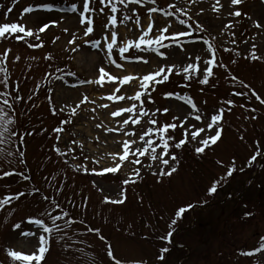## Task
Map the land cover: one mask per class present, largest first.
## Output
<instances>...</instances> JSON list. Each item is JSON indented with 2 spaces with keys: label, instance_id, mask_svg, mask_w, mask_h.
Masks as SVG:
<instances>
[{
  "label": "rangeland",
  "instance_id": "obj_1",
  "mask_svg": "<svg viewBox=\"0 0 264 264\" xmlns=\"http://www.w3.org/2000/svg\"><path fill=\"white\" fill-rule=\"evenodd\" d=\"M12 1L14 0H0V5H3L6 10L5 6L10 4ZM160 1L164 2L166 5H169L170 3H176L178 7L185 6L187 8H191L192 11L189 14H193L198 8H205L206 11L200 17H198V19L204 23L207 29L203 35H208V37L209 33L215 35V41L219 47L236 49L241 53L239 57L245 55L246 51L250 50V46L254 42L257 44V54L264 55V31L255 27L253 24V21H259L261 25H264V0H244V3L239 6L242 12L247 13L248 16L251 17V20L243 16L241 18H236L235 27L231 29V31L235 32V37H231L229 31H225L224 34L221 35V29L225 23H227L229 20H232L233 18L226 15V8L221 9L220 18H217L218 14L211 11V4L215 3V0H203V2H200L196 5H185V0ZM66 2L69 5H67ZM74 2L81 3L82 0H15L16 6L11 11L12 14L7 16V20H5V10L3 7L0 13V23L12 22L17 21L20 18L22 9L30 4L33 7L42 3L54 4L55 8L52 11L37 9L31 14H24L23 19L20 20V23L26 24L28 27L35 28V25L38 21H60L58 25H50L49 28L45 30V32L40 34V38L41 40L46 39L51 35L59 37L55 43H51L49 53L52 54L53 60L58 64V68L63 65L67 67L68 71H76L75 74L78 75L64 76L62 74H57L51 85L53 91L51 92V103L49 104V108L46 106H40L37 108V106H35L34 111H32L30 117H28L25 121L24 130H35L32 135L25 136L26 143L24 145V150L27 166L31 172L33 183L38 188L40 187L42 193L39 195L32 193L33 187H36L32 181L22 180L19 184L10 182L9 179L0 181V198L9 192L15 193L17 191H24L27 194L26 198L22 197L18 202H12L11 204L7 205L5 210H0V261L2 264H11L6 256L5 250L7 248H13L15 250H22L25 252H30L33 250V244L35 243L36 238L23 237L20 235L19 229L13 230L11 226L13 223L20 222L22 229L34 230V226L30 225L25 220V218L28 216L38 217L39 213L45 208H47L53 214L59 212V209H56L54 205H51L50 200L45 201L42 199L44 195H48L50 198L52 195H57L59 199L58 203L61 204V206L64 205L74 208V213L70 214L72 217H80L89 222L91 227L101 229L103 235L111 240L115 255L118 258H146L148 260V264H154L158 261L151 257L154 251L153 247L156 246L158 240H160L159 237L162 235L158 237L157 225L153 235L149 239H146L145 236L148 235V233L145 228L154 224V218L156 217L155 215H157L159 218L164 216V214L161 212L162 208L165 207L168 210L172 206L175 210L177 205H180L181 202L183 204L188 203V200H190V203H197V201L208 202L210 200L214 201L215 199L222 197L223 194L224 196L227 194L234 195L233 191L229 189V187H234V185H237L238 189L242 191L239 194H235L234 200L238 202L243 196V188H246L252 179H256L255 183L262 179L261 181L263 183V173L260 171L259 175H257L259 170L258 166H261L263 163V156H259L257 161L253 163L254 166L252 165L253 169L251 174L254 173V176L252 178L251 175H248L249 172H247L250 171V167L245 166V164L247 159L251 157L252 153L254 152L253 150H249V148H252L249 147V144H251L249 143V138L262 140L261 142H263L264 146V106L256 107L259 109L257 113L249 112L247 116L250 117L251 115H256L257 119H248V121H250L252 124H246L242 122L241 125L243 128H241V130L238 129V133L235 132L231 135L227 134L223 140V143L220 144L219 147H216L215 153L207 149L209 155L203 159H199L187 149L180 151V153L178 152V156H181L182 158V164L184 161L186 162V169H188L189 172L185 171L184 169L178 170L170 177L171 180H167L166 177H163V182L161 184L166 186L165 192H162L161 189L151 183L153 179L146 180L140 186L136 194H141V201L144 202L146 207L152 206L150 210H146L144 207L145 211L140 209L139 212V209H136L135 216L128 215L127 218L116 222L117 224L110 222L112 218H114L115 221L118 219V211L116 207L110 206L109 203H102L103 197L108 195L113 199L116 198V193L122 187L121 182L128 178L127 173L133 166L126 164L116 174L84 173L82 171H75L72 167L74 164H86L89 169L95 167L99 170L104 166L110 165L111 163L110 159L105 157V153L116 151L119 148V145L114 142L117 138V134L105 133L102 129L95 127V125L101 121H104L109 127L116 126L115 124L109 122V109H100L97 107V105L100 103H110L111 107H116L115 103L101 98L107 94L110 85L106 84L105 87L100 88L96 85L82 83V81L92 79L94 77L97 71L96 66L99 65L102 58H104V51L100 49H94L91 48L90 45L83 44V39L101 38V32L103 31L102 26L105 21V16L103 14L95 15L90 13V15L94 16L95 31L89 37H84L81 39L83 28L78 23V14L72 13L68 10L69 6ZM222 3L227 5V0H222ZM19 4L20 6H17ZM92 6L97 8L100 7L98 0ZM130 7H137L142 22H147V13L143 7L133 5H130ZM60 8L63 11H59ZM118 15L120 18H122L121 14ZM129 15H132V13H129ZM62 16L64 17L63 20H61ZM153 16L155 17V24L161 27L171 20L173 23L169 29L170 32L175 31L178 28L186 27L179 24V19H186V17L180 13H177L176 16L165 17L163 12L158 11L157 13H154ZM129 27H131V22L129 23ZM65 28L68 29V32L64 31ZM118 31L121 37L127 34L128 38H133L137 34L138 29L133 28L132 31H129L123 25H118ZM72 33L76 34V43L82 46L83 51L78 50L73 52L66 50L71 47L68 44V41L71 39ZM254 35L256 36L255 41L250 39ZM27 39L33 44L37 43L38 41L36 40L35 36ZM231 39H235L237 43L232 44ZM245 40H247L248 43H244L243 41ZM183 42L189 51L198 52L202 47H206L202 45V41L200 40L189 41L185 39ZM38 51H40V49H38L36 52L38 53ZM86 53L94 54L96 59L94 60L93 65L90 64L87 59H85ZM139 54L147 56L150 60L151 67H155V60L157 59L155 54ZM116 55L118 56V53ZM26 59L29 58L23 55L20 58V61H24ZM184 59L185 54L182 51H177L175 55L170 56V60L180 61ZM227 59L230 61L228 57ZM119 62L125 63L128 71L141 72L149 68V65H144L142 61ZM104 65L107 66L112 72L121 71L116 69L115 66L107 65L106 58L104 59ZM9 68L13 78H17L20 69L17 62L10 63ZM235 70L237 74L242 76L248 75L252 69H249L247 64L241 62V64L236 65ZM257 72L261 76L252 80L249 79L248 81L252 85V88H254L261 95V97H264V69L258 70ZM218 73L219 83L216 86L217 92H215L216 87L213 88L211 86L212 82L209 86L204 88V92L199 91L201 88L200 85L192 92L195 102L200 107L201 111L205 113V115L210 116L213 112V109H216L221 104V102L226 99L229 89L232 86L226 79H224V71L219 70ZM57 77H62L63 80L58 81ZM18 82L24 84L25 89L22 92L28 91L30 89L31 82L29 77L23 80L20 79ZM215 82L216 81L214 80L213 83ZM163 86H158V91L153 93V96L156 99V106H171V112L167 114V118L171 119L172 115H182L183 107H186V105H184L183 101L175 99V97L164 98L161 95V93L164 91V88L162 89ZM0 87L2 88V86ZM167 90H170V86H168ZM84 95L89 96L90 99L96 100V105L85 103L82 104L80 108H77V115L72 118L71 123H68L66 126H64L65 130L59 133L61 138L57 142V134L52 130L57 126H60V122L56 123L55 119L61 115H67V117H69L70 108L75 107V102H78V99H82ZM205 100L207 101V104L203 103ZM65 105H68L69 107L66 108L64 112H60L59 109ZM53 107L57 109L55 115L52 113ZM94 107L96 108L95 113L91 111V109ZM148 107L151 108L153 105L149 104ZM237 114H239V112H237ZM93 116L97 118L92 119ZM164 116L165 115H161L160 119L165 120L166 118ZM192 119L194 120V117ZM239 121L240 119L238 118L233 119L231 114L227 120L233 129L236 128V124ZM18 123H21L19 117ZM196 123L199 124L201 122ZM255 123L259 129L258 134L253 131L255 127L253 129L251 128V125H254ZM43 129H46V131H42ZM243 129L244 131L249 129L250 133L248 135L244 134ZM241 134L244 136L243 141L239 138ZM96 136L100 137L99 141L94 139ZM72 140L83 141V154L81 155L80 149L76 147L75 155L78 157L77 159H71L73 153H69L67 157H61L59 155L57 157V154L51 147H53L55 144L62 151H65L67 145ZM105 140H107L106 144L104 143ZM4 147L9 151L14 153L16 152V143L12 144L11 146L5 145ZM232 155H235L236 157L238 168L244 167V171L236 172L239 175L234 178L235 184H233V186L224 184L222 187H220L219 191H217L216 194L211 197L206 192L211 179L213 177H218L225 171L224 168L219 167L214 163V159L216 156H219L227 162V160ZM85 156H88L89 160L85 161ZM93 157L97 159L103 157V159L100 160L99 164H95L92 159ZM65 159H68L69 163L65 164ZM10 160L12 163H10L8 160H0V168L3 170H10L11 167L15 165L16 157L13 156L10 158ZM145 163H147V161H145ZM21 167H23V170H26L24 165ZM135 167L140 166L136 165ZM180 167H182V165H180ZM103 175H109L110 177L106 178L103 177ZM141 175L150 176L151 173L146 169L141 168ZM45 177H48L49 179L46 180ZM52 177H55V179H51ZM133 179H135V177H133ZM93 181L96 183L95 187L93 186ZM57 188H61L62 190L57 192ZM251 190H254V197L252 200L235 204L232 203L227 209L220 208V211L213 209L215 210L216 214H219V218H221V221L219 219L220 228L223 229L221 234H215L209 238L207 235L209 230H206L207 234H204L203 236L201 235L200 237L206 239L208 238L204 241L199 238L195 240V237L198 235L196 233L197 229L186 232L183 237V232L178 235V239L181 238L187 246L195 245V253H200L198 254L199 257L197 259L191 256L190 260L185 264H216L217 262H220V264H250L249 260H247L244 255L239 254V250L255 249L258 246L260 237L264 236V217L263 219L257 221L254 215L246 218L243 216V214L246 212L256 213L260 208L264 209V190H262V192L259 189L252 188L250 191ZM138 196L139 195H137V197ZM83 197H88L86 207H83ZM70 200L75 203V207L73 206V203L69 202ZM131 202V198L126 201L125 204L128 205V208L131 206ZM212 206L213 203L202 209L201 207L198 208L196 206L190 213L193 214L195 210L201 209V211L204 212L202 216H204L205 212L208 211V209ZM235 206L237 207L234 208ZM9 213L11 214L9 215ZM191 214L187 216L188 219L185 220L182 226L186 225V223L190 221ZM243 218L246 220H243ZM141 219L143 220L141 221ZM110 224L111 227L109 229ZM165 224L166 223L164 221L159 222L161 227H164ZM129 225L131 227H129ZM73 228L78 229L80 233H82L78 237H74V239L85 242V244L80 245V247L87 248V245H91L92 249L89 251L98 253L103 258L104 264H110V261H108L104 254V249L106 247L104 242L97 239L93 233L85 232V229L81 224L73 225ZM69 235H72V232H69ZM197 240L198 242L196 243ZM157 249L158 246H156L155 250ZM184 253L185 251H182V254ZM159 254L160 253H158V255ZM69 255L70 253H65L61 244L57 243L54 239L48 252V259L46 260L45 258L42 264H67ZM258 255L259 254L252 256L253 261L254 259L256 260L258 258ZM174 260L175 258H173L171 261Z\"/></svg>",
  "mask_w": 264,
  "mask_h": 264
},
{
  "label": "snow or ice",
  "instance_id": "obj_2",
  "mask_svg": "<svg viewBox=\"0 0 264 264\" xmlns=\"http://www.w3.org/2000/svg\"><path fill=\"white\" fill-rule=\"evenodd\" d=\"M97 0H82L81 3H72L69 6V10L72 13L78 14V23L83 28L81 39L89 37L94 33V16H105L103 23V31L101 32L100 39H83V44L90 45L91 48L100 49L104 51V58L101 63L96 66L97 71L92 79L82 81L91 85L99 86L100 88L105 85H110L109 91L106 95L102 96V99H106L109 102L115 103L116 107H111L110 103H100L97 105L100 109H109L108 116L110 123L115 124V127H109L104 121L97 123L96 128L102 129L105 133H115L117 138L115 143L119 145L118 150L107 152L105 155L110 159L111 163L108 166H104L101 169L95 167L89 169L86 164H74L72 165L75 171H82L84 173L93 174H116L126 164L131 165L130 171L127 173L126 179L121 184L122 187L116 193V198H111L108 195L103 197L102 203H111L114 205L123 204L127 200V185L134 184L137 180H142L141 168L146 169L151 175L157 177V183L163 182V177L171 176L178 170L180 165V157L177 155V150L184 151L185 149L191 151L197 158L203 159L209 155L206 149L211 150L213 153L216 151V147H219L223 143L222 134L224 130V114L225 112H231L232 107L236 106V102L233 99H225L221 102V106L213 109L212 114L205 115L200 107L195 102L194 98L190 94H180L174 90H165L161 93L164 98L175 97L179 101H183L186 107H183V114L172 115L171 119L161 120V115H167L171 112V106L159 107L156 106V99L153 93L158 91V86H163L167 83H173L170 77L175 75L181 76L183 83L175 82L177 87L182 89H190L193 83L199 85H209L210 80L215 79V83L211 86L215 88L219 83V76L214 71L215 68L224 70V79H226L235 89L237 86L246 91H233V96L247 97L249 101L254 97L261 106H264V97L251 87L250 84L239 79L229 69L228 64L223 62V58L218 55V48L213 43L216 40V36L209 33V38H205L203 35L196 36L194 33H204L207 31L204 23L198 19L205 11V8H198L193 14H189L192 9L185 6L178 7L176 3H170L168 7L173 11H164L161 8L156 7L157 0H98L100 7H93ZM203 0H185V5H196ZM244 3V0H227V5L222 3V0H215V3L211 4V11L217 13V18H220L221 9L226 8V15L232 17L223 28L221 29V35L225 31H229L231 37H235V32L231 31L235 27L236 18L247 17L251 20V17L247 13L242 12L239 7ZM143 7L147 13V22L144 23L141 20V16L137 10V7ZM3 7V5H0ZM55 5L52 3H42L33 7L28 5L21 11L20 18L17 21L0 23V41L4 40H16L24 41L29 48H41L43 47V41L40 38V34L45 32L50 25H58V20L38 21L35 28L28 27L26 24L20 23L24 14H31L37 9L52 11ZM107 9V11H106ZM12 8H7L5 12V20H7L8 13H11ZM158 11L163 12L165 17L176 16L180 13L186 19H179V24L184 25V28H178L175 31H169L172 26V21L169 20L163 27L155 24L154 13ZM132 13V15H129ZM118 14L122 15V18ZM64 17H61L63 20ZM131 22V27L129 23ZM255 27L264 31V25H261L259 21H253ZM118 25H123L129 31L133 28L138 29L137 34L133 38H128L127 34L123 37L120 36L118 31ZM155 29V31H154ZM68 32V29H64ZM35 36L36 40L40 43H29L27 38ZM183 38V39H182ZM59 37L53 38V43L58 40ZM189 41H202V47L198 52L189 51L184 44V40ZM251 40L255 41L256 36H252ZM77 36L72 33L71 39L68 44L71 46L69 49L73 52L83 51L80 44L76 43ZM103 41V42H102ZM248 43L247 40L243 41ZM232 44H236L235 39H231ZM135 50V51H131ZM177 51H182L185 54V59L176 61L170 60L171 55H175ZM225 52H234L236 57H239L241 53L236 49L223 48ZM11 52V48H5L0 53V160L12 161L10 158L16 157L15 165L10 170H3L0 168V179L5 177H11L13 175L19 176L22 180H31V176L26 174L23 170V165L26 164L25 151L19 148L16 152L9 151L5 148V145L11 146L17 143L21 146L25 145V136H30L35 131L24 130L20 131L22 127L18 123L16 106L24 101V97L19 92V85L9 90V82L11 80V73L7 66L8 55ZM118 53V56L116 55ZM139 53L155 54L157 59L155 60V67H151L150 60L147 56ZM115 57V58H114ZM106 58L107 65L115 66L116 69L121 70L119 72H112L107 66L104 65V59ZM163 58V59H159ZM245 59L250 62L259 61L264 63V55L257 54V44L254 42L250 46V50L246 51L244 55ZM30 59H36V57H30ZM45 60L53 59L51 53H47L44 56ZM20 60L19 54L13 57V62ZM119 61H142L144 65H149L147 70L141 72L128 71L125 63ZM232 64H236V59L231 60ZM73 75H75L73 73ZM58 81H62V77H57ZM15 83V82H13ZM51 84L52 82L49 81ZM39 85H37V89ZM46 93H51L52 88H46ZM199 91L203 92L204 88L201 87ZM250 93V95H249ZM36 95V89L33 90L32 95L27 97L28 101L33 100V96ZM47 98L51 103V96ZM89 103L96 105V100L90 99L89 96L84 95L82 99H78L75 102V107L70 108V115L67 119L60 121V126L53 128V132L56 133V141L60 140L59 133L65 129L63 125L71 123L72 118L77 115V108H80L82 104ZM207 104V101H203ZM151 104L153 107H148ZM227 105L228 107H225ZM35 107V104H33ZM68 105L61 107L60 112H64ZM239 107L244 108L251 113H257L259 109L256 107H248L241 103ZM93 113L96 112V108H92ZM57 109L52 108V113L55 115ZM194 117V120L192 119ZM97 117L93 116L92 119ZM114 118V119H112ZM245 119L256 120V115L246 116ZM201 122V123H196ZM180 128L181 133L179 137L176 134V129ZM42 131H46L43 129ZM240 140H244L243 134L240 135ZM99 141L100 137H94ZM107 143V140L104 141ZM255 151L253 155L246 162L247 167H251L257 158L261 156L260 140L256 139L254 142ZM75 146V147H73ZM76 147L80 149V154H83L84 143L81 140H72L66 147L65 151H62L55 144L53 148L56 153L61 157H67L69 153H73L71 159L75 160L78 157L75 155ZM143 158V159H142ZM93 162L99 164L100 160L93 157ZM84 160H89L88 156L84 157ZM147 161V163H145ZM64 163H69L68 159L64 160ZM214 163L225 169L223 174L218 177H213L209 186L206 189L208 195H213L217 192L218 188L226 184L230 177L237 171H244V167H237V161L235 155H232L227 162L216 156ZM139 165L140 167H135ZM135 177V179H133ZM48 180V177H45ZM51 179H55L52 177ZM93 186H96L93 181ZM62 189L57 188V192ZM39 188L33 187L32 193H38ZM27 194L24 191H17L15 193L9 192L0 198V210H5L6 206L11 204L12 201H19L21 198H26ZM43 200L51 202L59 212L53 214L47 208L39 213V216L26 217L27 222L34 226V230L22 229L21 223L16 222L12 224L13 230H20V235L23 237H35V243L33 244V250L25 252L22 250H15L13 248H7L6 256L11 264H42L45 260L46 254L51 248V243L55 239L57 243L61 244L65 253H70L68 256L67 264H104L103 258L92 249L91 245H87V248L80 247L85 244L84 241L74 239L82 233L78 229H74L73 225H83L85 232L95 233L101 241L106 245L104 254L110 264H148L146 258H118L114 255V249L110 240L101 234L100 228H93L88 225L84 219H77L70 215L61 204L55 199H51L48 195L42 197ZM142 199V198H141ZM88 197H83V207L87 206ZM70 203H75L71 200ZM200 203H206L201 201ZM197 206L196 203H187L177 205L172 218H170L168 227L169 231L159 237V239L166 241L167 244H171L172 236L175 232V225L178 220H182L185 214L194 209ZM11 213H9L10 215ZM254 215L252 212H246L243 216L249 217ZM163 217H161L162 219ZM49 221V222H46ZM129 227H131L129 225ZM72 232V235H69ZM170 251L169 247L165 246L159 249L160 255L156 257L158 261L165 259V253ZM240 255L253 256L258 255V258L253 264H264V236H261L258 241V246L253 250H239ZM2 264V262H0Z\"/></svg>",
  "mask_w": 264,
  "mask_h": 264
},
{
  "label": "trees",
  "instance_id": "obj_3",
  "mask_svg": "<svg viewBox=\"0 0 264 264\" xmlns=\"http://www.w3.org/2000/svg\"><path fill=\"white\" fill-rule=\"evenodd\" d=\"M263 177H264V172H263ZM262 187H264V185H262ZM229 202L226 203V201H225L222 205H220L221 208H223V209L228 208ZM218 209H220V208H218ZM215 210H217V209H215ZM219 219L221 221V218L216 217L215 211L205 213L204 216L199 215L197 218V222H196V229H197L196 231H198L199 234H201V233L206 232V230H209L208 231L209 233H211L213 235L217 234L218 232H220V221H219ZM185 234H186V232L182 234V237ZM179 243H180V245H183V246L186 245V243H184L181 238H180ZM168 255L169 256H167L166 260L164 261V264H174V263H176L177 259H180L181 257H183L182 253L178 252L176 250V248H174L173 246L170 247V251L168 252ZM173 258H175V260L171 261Z\"/></svg>",
  "mask_w": 264,
  "mask_h": 264
},
{
  "label": "bare ground",
  "instance_id": "obj_4",
  "mask_svg": "<svg viewBox=\"0 0 264 264\" xmlns=\"http://www.w3.org/2000/svg\"><path fill=\"white\" fill-rule=\"evenodd\" d=\"M85 59H87V61L90 63V64H94V60L96 59L94 57V54H90V53H86L85 55Z\"/></svg>",
  "mask_w": 264,
  "mask_h": 264
}]
</instances>
